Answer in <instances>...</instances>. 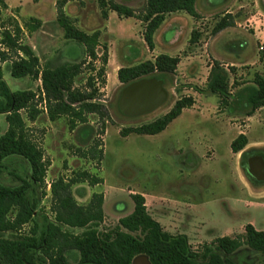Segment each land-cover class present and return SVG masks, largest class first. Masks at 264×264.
Listing matches in <instances>:
<instances>
[{"label": "rangeland", "instance_id": "rangeland-1", "mask_svg": "<svg viewBox=\"0 0 264 264\" xmlns=\"http://www.w3.org/2000/svg\"><path fill=\"white\" fill-rule=\"evenodd\" d=\"M9 1L13 7L9 14L4 12L3 20L12 13L16 15L21 25L28 22L30 17H36L42 21V25L37 30L32 33L24 30L22 35V42L29 44L38 56L40 68L46 65L55 67L64 62H80L86 59L82 72L75 78V85L85 86L87 78L94 76L93 83L100 89V102L105 105L108 115V118L102 120L96 114H90L87 123L77 124L73 130L69 129L65 116L50 121L45 111L34 122L27 121L29 136L42 149L45 160L50 164L46 170L45 191L40 197L39 212L36 213L33 222L22 227L21 233L30 234L33 223H36L37 231H39L43 223L42 213L47 215L48 220H53V214L50 212V186L47 187V183L50 184L59 176L71 178L81 172H87L90 176L102 180L96 185H89L87 181L72 185L73 196L79 204L87 203L92 192L103 194L104 216L97 226L100 231L113 227L120 217L129 214L134 206L131 194L141 191L147 192L144 198L149 214L161 224L164 230L172 234H185L194 251L202 250L204 245L212 243L217 237H235L242 234L247 223L253 224L257 230L264 231V197L251 195L247 188L248 185L254 190L264 189V179L258 181L247 173V155L239 172L238 164L236 165L235 162L232 165L227 164L224 155L227 145L222 140L216 139L211 143L217 154L215 158H213V149L204 150V146L209 143L204 139L205 124L201 122V119H205V112L202 110L198 94L195 93L196 100L187 107L195 125L188 121L187 129L180 131L179 124L183 120H179L169 126L161 136H156V141L152 140L154 137L148 140L143 138L144 135L135 133L126 136L121 134L124 128L135 127L160 117L179 97L185 96L179 95L176 90L171 92L176 76L180 75L177 70L173 74H167L165 82H162L166 97L159 107L153 111L138 114H130L120 108L119 101L123 87L116 74L118 68L122 67L120 64L130 66V64L150 60L148 58L151 57L150 49L146 48L144 40L145 22L142 20L138 22L136 19L139 18L134 16L123 19L127 24L124 23L118 28L114 21L107 23L101 14L97 0H65L63 8L78 28L88 33L99 31V45L96 47L98 55H102L104 45L108 58L111 55L110 61L107 59L108 66H105V84H101L100 78L96 76L95 71L91 70L87 62L88 58L83 46L74 40L64 38L63 31L56 20V5L59 0ZM114 1L126 3L125 5L133 8L137 14L142 11L145 4V0ZM19 2H22V5L19 6ZM199 3L204 2L199 0ZM225 4L228 6L233 4L228 8L234 10L239 20L240 25H237L239 29L256 33L251 35L245 32L248 34L246 39H249L252 50L255 43L257 47L264 44V0H227ZM241 4L243 6L237 8ZM222 12L224 10L218 11L210 18L211 20L208 19L207 25L205 13H203L202 19L195 24L193 31L199 33L200 44L205 43V28L209 33L206 37L210 36ZM132 40L137 42L133 43ZM221 43H218L219 47ZM129 45L137 48L136 58L130 56L132 51L129 50ZM257 53L260 54L259 60L254 65L238 67L229 65L226 69L225 66L221 67L227 73L229 96L226 102L218 96L211 115L218 116L224 113V118L230 127H234V131H237L238 127L243 130L245 129L243 125L251 124L250 120L242 121L245 117L239 114L248 113L250 110L245 95L255 87V75L257 73L264 75V53H260L258 49ZM9 62H0L9 88L13 91L26 89L38 91L40 81L30 76L21 78L11 76ZM92 65L97 69L101 62L97 59ZM201 65L200 76L204 78V83L205 56ZM184 86L189 84L180 82L178 85V87ZM191 92L194 91L191 90ZM191 92L187 93L190 95ZM22 115L24 116L23 112ZM260 116V114L257 115V118L259 119ZM6 128L4 114H0V135ZM186 130L194 148L204 153L201 159L189 153L190 142L184 140ZM256 136H264V133L257 127H253L250 138ZM95 140L100 141L98 149L103 151L102 158L97 160L90 156L82 157L78 149H88ZM257 151L264 153V148L260 150L250 148L248 155L256 154ZM190 172L191 177L187 176ZM29 173L30 167L26 160L16 155L9 156L3 160V166L0 167V183L6 186L19 185L17 175L27 177ZM63 228L74 234L84 230L78 227L64 226ZM13 234L5 232L4 236L9 238L13 237ZM66 257L70 263L76 264L79 253L71 249L66 252ZM228 257L232 264H264V257L245 244Z\"/></svg>", "mask_w": 264, "mask_h": 264}, {"label": "trees", "instance_id": "trees-1", "mask_svg": "<svg viewBox=\"0 0 264 264\" xmlns=\"http://www.w3.org/2000/svg\"><path fill=\"white\" fill-rule=\"evenodd\" d=\"M103 17L112 10L119 16H135L145 22L144 40L153 49V36L164 21L165 14L185 11L198 17L195 0H145L140 13L125 4L114 0H97ZM65 0L56 5V20L63 30V36L79 43L84 48L91 70L96 72L100 83L105 84L107 49L103 46L98 55L99 31L91 33L78 28L73 19L63 9ZM6 8L5 0H0V62H9L10 75L15 78L30 76L40 81L38 91H12L3 79L0 66V114H5L6 130L0 135V167L9 156H19L27 161L30 173L27 177L17 175L20 182L16 186L0 183V264H72L66 252L74 249L79 253L76 264H131L135 256L144 254L150 264H232L228 257L243 244L264 257V231L257 230L251 223L244 226V232L235 237H217L212 243L204 245L200 251L191 249L188 238L183 233L172 234L147 211L145 198L141 193H132L133 210L118 219L113 227L100 231L98 224L103 220V194L92 192L87 203L79 204L73 196L72 185L87 181L96 185L101 178L90 176L87 172L77 173L75 177L59 176L50 183V212L53 220L42 213L43 223L37 231L36 223L30 234L21 233L22 227L33 222L39 212L40 197L45 191V176L49 161L45 160L42 149L29 136L27 121L34 122L45 111L50 121L65 116L70 130L77 124L88 121V115L96 114L99 119L108 118L105 105L100 102V89L93 83L95 77L89 76L85 86H76L75 78L82 72L86 59L80 62H64L58 66L39 65V58L29 44L22 42L24 30L32 33L41 21L30 17L23 25L13 17L4 20L1 9ZM230 14L221 17L213 26L211 33L232 26ZM199 33L191 31L190 42L196 41ZM97 59L101 65L96 69L92 63ZM179 62L178 57L166 54L157 55L154 60L122 66L117 70V79L122 87L143 77L155 78L165 82L167 74H173ZM253 87L245 95L250 105L248 115L264 106V75L256 74ZM208 90L218 94L222 101L228 98L227 73L218 61H214L209 72ZM192 97H179L170 109L160 117L121 130L126 136L130 133L154 135L163 131L177 118L184 108L193 104ZM24 113V116L22 115ZM102 131V129H101ZM248 143L243 134L237 135L230 143L233 152L241 151ZM100 141L85 150H79L82 157L90 156L100 160L102 149ZM78 227L84 230L74 234L63 227ZM12 232L13 237H5Z\"/></svg>", "mask_w": 264, "mask_h": 264}, {"label": "crops", "instance_id": "crops-1", "mask_svg": "<svg viewBox=\"0 0 264 264\" xmlns=\"http://www.w3.org/2000/svg\"><path fill=\"white\" fill-rule=\"evenodd\" d=\"M226 1L227 0H203L204 3L200 4L199 0H195V11L198 14V17L191 16L185 11H176L166 14L164 21L161 23V25L156 29L154 33L153 49L150 50L147 49V50H149V56H151L148 58L150 60H153L159 54H166L171 57L174 56L178 57L179 62L176 66L175 71L178 70L180 75L176 76L177 78L175 79V84L171 87V92L176 90L179 93V95H185V96L191 95L194 101L197 98L196 94L199 95L198 98L201 99L200 103L202 104V110L205 112L204 113L205 119L204 120L201 119L202 120L201 122L205 124L204 139H206L207 143H209L208 145L206 144L204 146L205 148L204 150H206V148L207 149L210 148V150L213 149L214 151L213 158H215L217 154L215 149L211 146V143H213V141H215L216 139L226 142L225 145L227 146L224 150L225 153L224 155L227 160V164L232 165V163L235 162V164L236 165L238 164L239 166L238 169L239 172V170L241 171L240 167H242V162L244 161V157L246 155L248 156L247 162H249V160L250 161L252 160L254 154L248 155L250 148H254V149L256 148L257 150L264 148V136H256L254 138H250V133L253 127H257L259 131H263L264 133V106L257 108L251 115H248L247 113L239 114L240 116L244 115L245 117L244 119H242V121L245 122H247V120L251 121L250 125H243L245 126L244 127L245 129L243 130L240 129V127H238L239 129L237 131H234L235 130L234 127H230L228 125V122L224 118V113H221L218 116L211 115L212 112H214L213 108H215L216 106L214 103H216L219 98L218 94L210 92L207 87L208 76L211 67L213 65V62L218 61L221 67L225 66L226 68H228L229 65L237 66V67L242 65H254L259 60V56H260V54L257 53L256 43H255V47H253L252 50V47H250L249 45V39H246V35L248 34L256 35V33L248 32L243 29H239L237 27V25H240L238 22L239 20L236 17L234 10H230L228 8V7H232L233 4L231 6H228L227 4H225ZM116 2L120 3L119 1ZM5 4H6V8H4L3 10L1 9V17L4 16V12L9 14L10 9L13 7V4H11L9 0H5ZM18 4L20 6L22 5V2L21 3L19 2ZM222 6L223 8H221ZM241 6L243 5L242 4L238 5L237 8H240ZM63 9L66 13L65 8ZM201 9H203L202 10L203 12H201ZM223 10L224 12L221 13V17L227 14H230L233 17L234 24L232 26H228L220 30L216 34L211 33V35L207 37L206 35L208 34V31L205 28V43L200 44L201 40L199 38L196 41L190 42L189 34L191 31H193V28L196 27L195 24H197L199 20L202 19L201 17L203 13H205V24L207 25L208 19L216 15L218 11H223ZM8 17H13L18 21L16 15H13L12 13ZM133 17L134 16H130V17L119 16L117 15L116 12L112 10H108L106 17L104 18L106 19L107 23L109 21L116 22L117 27L119 28L120 26L122 27L124 23H126V21H124L123 19L133 18ZM136 20H138V22H141L140 19H136ZM41 25H42V21H41ZM245 32H247L248 34H246ZM260 33L262 32L260 31ZM135 42L137 41H134L133 43ZM218 43H221V47L218 46ZM200 48H201V52H200ZM129 50L132 51L130 56L135 58L138 56L137 48L133 47V45H129ZM204 56H205V82L203 83L204 78L200 76V72L202 69L201 64L204 61ZM107 59H109L110 61L111 55H109V58L107 56ZM207 61L210 62L208 63ZM120 66H123V64L121 63ZM202 72L204 71L202 70ZM106 73L108 74V71H106ZM200 77L202 78L199 79ZM3 79H4V74H3ZM180 82L189 84V86L178 87ZM191 90H193L194 92H191ZM187 92H191L190 95ZM161 103H159L152 109H149L144 112L153 111L154 109L159 107ZM190 114L191 113H189L188 108H184L181 114L173 121H171L163 131L154 135L144 134L145 137L143 138L149 140L150 137H154V139L152 140H155L156 136H161L169 128V126L173 125L176 122H179V120H183L179 124L180 126L179 130L181 131V129L183 130L187 129L188 127L186 126L187 123L190 122L191 124H194V122L191 120ZM259 114L261 116L258 119L257 115ZM4 118H5V114H4ZM248 127L250 129L246 130V128ZM184 133H185L184 140L185 141L189 140L188 131L186 130ZM239 134L245 135L247 137L248 143L241 151L233 152L230 148V143ZM189 142H190V146L188 148L189 153L191 155L194 154L198 156L200 159L204 157V153L197 151L196 148H194L195 146L192 141L189 140ZM257 153L264 155L263 152L257 151ZM247 167L248 166H246V169ZM247 173H249L250 175L248 169H247ZM190 174L192 173L190 172L187 176L191 177ZM247 188L251 195L264 197V189L254 190L250 188L248 185ZM140 193L144 196V194H146L147 192L141 191Z\"/></svg>", "mask_w": 264, "mask_h": 264}, {"label": "water", "instance_id": "water-1", "mask_svg": "<svg viewBox=\"0 0 264 264\" xmlns=\"http://www.w3.org/2000/svg\"><path fill=\"white\" fill-rule=\"evenodd\" d=\"M166 97V91L162 81L155 78L139 79L123 88L119 101L120 108L130 114H138L152 109L161 103ZM258 164L248 162V171L256 180L264 179V159L260 156ZM131 264H150L148 257L144 254L133 258Z\"/></svg>", "mask_w": 264, "mask_h": 264}, {"label": "flooded vegetation", "instance_id": "flooded-vegetation-1", "mask_svg": "<svg viewBox=\"0 0 264 264\" xmlns=\"http://www.w3.org/2000/svg\"><path fill=\"white\" fill-rule=\"evenodd\" d=\"M260 156H262V158H264V155L263 154H260V153L254 154L253 157H252L251 163L252 164H258L259 163V160H260L259 159ZM258 181H260V180H258Z\"/></svg>", "mask_w": 264, "mask_h": 264}, {"label": "built area", "instance_id": "built-area-1", "mask_svg": "<svg viewBox=\"0 0 264 264\" xmlns=\"http://www.w3.org/2000/svg\"><path fill=\"white\" fill-rule=\"evenodd\" d=\"M209 34V33H208ZM257 49H258V51L260 52V53H264V44H260V45H258V47H257ZM225 69H226V67H224ZM242 127V126H241ZM50 186V184L49 183H47V187H49Z\"/></svg>", "mask_w": 264, "mask_h": 264}]
</instances>
